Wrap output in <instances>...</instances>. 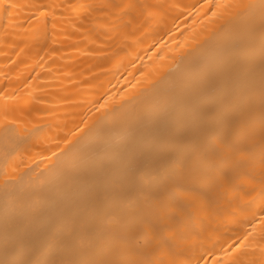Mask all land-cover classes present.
<instances>
[{
	"label": "bare ground",
	"instance_id": "6f19581e",
	"mask_svg": "<svg viewBox=\"0 0 264 264\" xmlns=\"http://www.w3.org/2000/svg\"><path fill=\"white\" fill-rule=\"evenodd\" d=\"M0 264H264V0H0Z\"/></svg>",
	"mask_w": 264,
	"mask_h": 264
}]
</instances>
